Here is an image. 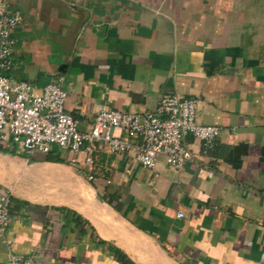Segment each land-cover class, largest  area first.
Listing matches in <instances>:
<instances>
[{"label":"crops","instance_id":"0c3cea01","mask_svg":"<svg viewBox=\"0 0 264 264\" xmlns=\"http://www.w3.org/2000/svg\"><path fill=\"white\" fill-rule=\"evenodd\" d=\"M6 2L22 18L8 75L39 87L62 78L80 131L100 106L153 111L175 94L196 98L199 122L220 133L208 148L183 137L191 161L178 169L161 156L146 169L106 145L91 169L59 149L60 161L0 148L12 200L0 264L9 253L35 264H264V0Z\"/></svg>","mask_w":264,"mask_h":264},{"label":"built area","instance_id":"2783aa9c","mask_svg":"<svg viewBox=\"0 0 264 264\" xmlns=\"http://www.w3.org/2000/svg\"><path fill=\"white\" fill-rule=\"evenodd\" d=\"M21 20L6 0H0V148L16 146L29 155L34 150L48 153L56 147L67 153L69 163L91 169L106 145L111 153H130L143 168L152 169L161 156L168 167L178 169L191 161V153L182 145L183 137L190 135L208 148L219 136V127L199 122L196 98L175 94L163 95L153 111L125 112L100 106L90 128L80 131L76 119L65 111L67 95L61 87L62 78L39 87L8 75L13 67L12 35ZM113 129L122 131L124 137L113 135ZM11 205L9 194L0 189V240L5 243ZM8 260L9 264H35L12 253Z\"/></svg>","mask_w":264,"mask_h":264},{"label":"trees","instance_id":"16d2710c","mask_svg":"<svg viewBox=\"0 0 264 264\" xmlns=\"http://www.w3.org/2000/svg\"><path fill=\"white\" fill-rule=\"evenodd\" d=\"M55 150H58V149H57L56 147H53V148L47 153V156H46V157H47L48 160H51V159H52V160H53V159H54V160H59V161L61 160L60 158L57 157V154L52 155V153L55 152Z\"/></svg>","mask_w":264,"mask_h":264}]
</instances>
